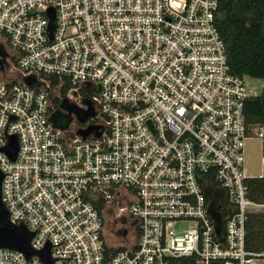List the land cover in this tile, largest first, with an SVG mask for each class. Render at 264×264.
<instances>
[{
  "label": "built area",
  "instance_id": "1",
  "mask_svg": "<svg viewBox=\"0 0 264 264\" xmlns=\"http://www.w3.org/2000/svg\"><path fill=\"white\" fill-rule=\"evenodd\" d=\"M222 1L0 0L2 201L47 258L0 264H264L244 173L262 87L231 72Z\"/></svg>",
  "mask_w": 264,
  "mask_h": 264
},
{
  "label": "trees",
  "instance_id": "2",
  "mask_svg": "<svg viewBox=\"0 0 264 264\" xmlns=\"http://www.w3.org/2000/svg\"><path fill=\"white\" fill-rule=\"evenodd\" d=\"M217 25L226 44L231 72L264 81V0H224L220 3ZM58 78H53L57 82ZM248 124L264 125V87L261 94L247 100ZM250 198L264 203V177H249ZM246 248L264 252V210H253L246 223Z\"/></svg>",
  "mask_w": 264,
  "mask_h": 264
},
{
  "label": "water",
  "instance_id": "3",
  "mask_svg": "<svg viewBox=\"0 0 264 264\" xmlns=\"http://www.w3.org/2000/svg\"><path fill=\"white\" fill-rule=\"evenodd\" d=\"M61 112H55L52 116V120L56 125L58 124V119L61 116ZM67 117V121L65 125H60L63 128L67 127L71 121V116L65 114ZM83 121L85 118L82 119ZM93 130H96L95 126H89L86 129H80L79 133L83 136L89 135ZM99 134V133H97ZM9 144L12 147L10 149L9 155L12 159L15 158L17 150H18V142L17 137L15 135L10 136ZM2 180H3V173L0 169V247L4 248H13L20 250L26 254L27 257H31L34 254H39L44 260H46V253L44 252H37L32 249L31 247V239L34 236V232L28 230V228L24 224L15 225L10 221L9 212L5 208L3 201H2ZM212 215H214V211L211 210ZM216 222V228L218 233H222L224 229V223L221 219V216L217 215L214 216ZM124 221V220H123ZM127 231L119 233L121 236H125ZM48 264H51V261H48Z\"/></svg>",
  "mask_w": 264,
  "mask_h": 264
},
{
  "label": "rangeland",
  "instance_id": "4",
  "mask_svg": "<svg viewBox=\"0 0 264 264\" xmlns=\"http://www.w3.org/2000/svg\"><path fill=\"white\" fill-rule=\"evenodd\" d=\"M251 84H255L258 87H264V81L262 79H251ZM264 143L262 139L252 138L246 141L245 146V163L244 173L250 177H264ZM122 227V224L113 215L107 216L106 235L113 243H120L121 240L117 237V230ZM127 243L129 240L127 239Z\"/></svg>",
  "mask_w": 264,
  "mask_h": 264
}]
</instances>
